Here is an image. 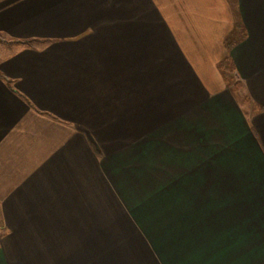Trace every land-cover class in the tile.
<instances>
[{
    "label": "crops",
    "instance_id": "1",
    "mask_svg": "<svg viewBox=\"0 0 264 264\" xmlns=\"http://www.w3.org/2000/svg\"><path fill=\"white\" fill-rule=\"evenodd\" d=\"M236 2L227 50L229 0H0V264H264V0Z\"/></svg>",
    "mask_w": 264,
    "mask_h": 264
},
{
    "label": "trees",
    "instance_id": "2",
    "mask_svg": "<svg viewBox=\"0 0 264 264\" xmlns=\"http://www.w3.org/2000/svg\"><path fill=\"white\" fill-rule=\"evenodd\" d=\"M234 2H235V0H234ZM233 28L236 31L238 30L240 32V34L237 37L238 33L235 35L234 32L233 33L231 32L224 39V45H225V48H227V49H230L238 39H241L245 36L244 28H243L242 23L240 21L239 14L236 11L234 14ZM11 40L12 39H9V38L0 34V41L1 42H9ZM217 67L220 70L225 83L228 85H231L230 88L233 91H235V88H236L235 86L237 85V83H231V78H232L231 75H232V72L234 70V63H233L231 57L229 55H226L223 58H221L217 63ZM0 77H3V75L0 74Z\"/></svg>",
    "mask_w": 264,
    "mask_h": 264
},
{
    "label": "rangeland",
    "instance_id": "3",
    "mask_svg": "<svg viewBox=\"0 0 264 264\" xmlns=\"http://www.w3.org/2000/svg\"><path fill=\"white\" fill-rule=\"evenodd\" d=\"M229 2H230V5H231V8H232V12H233V15L235 14V11L236 12H238V10H237V2H236V0H235V2H234V0H229ZM240 18V17H239ZM235 30V29H234ZM233 33V32H232ZM238 33V35H237V37L239 36V34H240V32L237 30H235V32H234V34L236 35ZM229 35V34H228ZM230 38V37H229ZM239 40V39H238ZM237 42V41H236ZM223 44H224V42H223ZM225 46V45H224ZM227 49V48H226ZM231 49V48H230ZM230 49H227V50H230ZM226 56V55H225ZM223 58V57H222ZM233 61V60H232ZM234 63V62H233ZM232 78H231V83H237V85L235 86L236 88H235V91H238L239 92V90H240V88H241V80L239 79V77L237 76V74H236V72H235V66H234V70H233V72H232ZM231 86V85H230ZM244 99H246L247 100V98H245L244 97Z\"/></svg>",
    "mask_w": 264,
    "mask_h": 264
}]
</instances>
